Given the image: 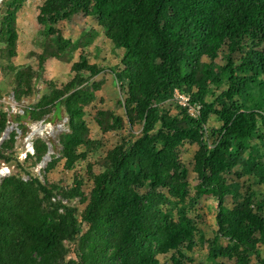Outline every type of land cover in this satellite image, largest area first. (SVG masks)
<instances>
[{"label": "trees", "instance_id": "obj_1", "mask_svg": "<svg viewBox=\"0 0 264 264\" xmlns=\"http://www.w3.org/2000/svg\"><path fill=\"white\" fill-rule=\"evenodd\" d=\"M24 1L0 6L9 58ZM37 10L40 66L72 49L56 26L75 13L124 52L109 75L118 99L90 109L106 75L79 53L68 82L22 114L1 109L0 137L9 116L24 135L28 117L64 111L68 131L45 169L64 160L74 179L69 188L41 181L11 154L19 132L1 141L0 161L19 171L0 178V264H186L196 251V264H264V0H42ZM9 70L14 98L32 100L33 69ZM175 91L201 105L198 118ZM33 146L24 161L36 164L48 144ZM205 198L216 203L209 241L199 220Z\"/></svg>", "mask_w": 264, "mask_h": 264}, {"label": "rangeland", "instance_id": "obj_2", "mask_svg": "<svg viewBox=\"0 0 264 264\" xmlns=\"http://www.w3.org/2000/svg\"><path fill=\"white\" fill-rule=\"evenodd\" d=\"M41 2L42 0H25L16 11L14 25L17 39L14 55L9 58L7 51L5 54L3 52L5 45L0 44V112L3 108L9 114H22L30 103L37 100L41 94L48 92L50 86L60 87L68 82L72 78L70 73L73 72H71V69L74 62L78 61L79 53L86 56L89 64H99L103 68L101 73L106 75L105 79L101 81L99 99L92 103L90 109L95 110L113 106L118 99L119 88L109 81V75L119 70L120 60L124 52L115 49L107 43L104 45L103 42L105 41H102L103 39L95 33V29H97L96 23L84 17L81 13H75L71 19L60 21L56 26V36L62 35L71 39L72 49L69 48L68 51L61 54V57L46 58L43 65L40 66L38 56L43 52V26L37 21V6ZM1 4L2 0H0V6L3 13H5L6 7ZM2 17L0 15V28ZM89 36L92 37L89 39ZM54 40L55 37L50 42L53 44ZM89 43L90 46L83 45ZM9 64L17 68L30 67L36 73V77H39L37 84H35V90L38 94L32 100L22 99L19 101L14 98L12 91L14 71L9 70ZM119 98L121 97L119 96ZM25 123L28 126V131L26 134L21 135L18 128L19 123L9 116L6 128L8 129L7 135L4 139H7L13 131L19 132L11 154L17 157L19 162L25 166L32 165L30 168L31 173L39 177L41 181L47 182L52 186L69 188L73 183L74 171H69L64 167V160L56 161L49 170L45 169L47 164L51 162L52 155L59 156L61 150L59 136L63 132L68 131L65 112L62 111L59 118H55L52 112L39 120H33L28 117ZM139 131L140 129L137 132ZM37 138L45 140L48 144V151L43 156V158L47 157V159L42 162V158L41 162L36 164H32L31 161L25 162L27 153H34L33 143ZM3 140L0 139V143ZM181 152L183 156L189 157L193 152V148L186 145L182 147ZM17 171H19V168L16 161H13V163L0 161V178L14 174ZM22 177L25 180L28 179L26 174H22ZM194 177V174L189 177L192 183H195ZM199 208L200 214L203 215L199 220L202 222L206 232V240L209 241L215 229L214 214L216 212V203L212 199L205 198L200 201ZM193 257L195 262H187L186 264H196L200 257L199 252L197 253L196 251Z\"/></svg>", "mask_w": 264, "mask_h": 264}, {"label": "built area", "instance_id": "obj_3", "mask_svg": "<svg viewBox=\"0 0 264 264\" xmlns=\"http://www.w3.org/2000/svg\"><path fill=\"white\" fill-rule=\"evenodd\" d=\"M173 99L177 103H179V104L187 107V111L189 112V114L191 116H193L195 118H198L199 117L200 110H201V105H199V104H191L190 97L188 95L181 94L178 91H175V94H174Z\"/></svg>", "mask_w": 264, "mask_h": 264}, {"label": "water", "instance_id": "obj_4", "mask_svg": "<svg viewBox=\"0 0 264 264\" xmlns=\"http://www.w3.org/2000/svg\"><path fill=\"white\" fill-rule=\"evenodd\" d=\"M7 130H8V129H6V131L3 132V134H2V136H1V138H0L1 140H3V139L5 138V136L7 135ZM46 159H47V157H44L43 160H42V162H44Z\"/></svg>", "mask_w": 264, "mask_h": 264}, {"label": "crops", "instance_id": "obj_5", "mask_svg": "<svg viewBox=\"0 0 264 264\" xmlns=\"http://www.w3.org/2000/svg\"><path fill=\"white\" fill-rule=\"evenodd\" d=\"M5 131H6V130H5ZM5 131H4V132H5Z\"/></svg>", "mask_w": 264, "mask_h": 264}]
</instances>
